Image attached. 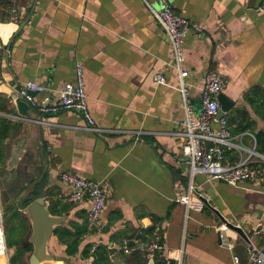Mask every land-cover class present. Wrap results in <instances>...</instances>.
Segmentation results:
<instances>
[{"label": "crops", "instance_id": "0c3cea01", "mask_svg": "<svg viewBox=\"0 0 264 264\" xmlns=\"http://www.w3.org/2000/svg\"><path fill=\"white\" fill-rule=\"evenodd\" d=\"M167 1L176 15L202 28L188 34L184 48L194 108L205 75L218 73L226 82L222 94L233 103L224 117L251 122V130L232 134L234 142L251 149L254 135L264 132V120L245 97L255 88L264 91L262 0ZM161 7L160 0H0L1 167L12 172L13 182L22 178L25 199L40 190L50 215L62 218L48 241L55 257L49 264H101V258L105 264H247L250 246L264 251V163L260 182L235 190L206 175L192 180V198L206 199L242 228L249 243L223 228L208 208L197 212L175 202L186 194L191 171L177 136L183 110L170 44L150 10ZM76 62L83 66L88 110L103 133L86 131L77 113L42 114L23 100L27 109L16 104L15 89L28 81L46 88L34 95L37 105L44 98L55 103L63 84L75 82ZM156 75L166 85L155 83ZM236 110L247 112L244 122ZM245 155L226 151L225 163ZM63 172L104 187L97 228L86 225L88 200L65 202ZM200 216L216 224L213 231ZM59 229L68 235L61 237ZM131 240L161 249L132 246L125 253Z\"/></svg>", "mask_w": 264, "mask_h": 264}, {"label": "built area", "instance_id": "2783aa9c", "mask_svg": "<svg viewBox=\"0 0 264 264\" xmlns=\"http://www.w3.org/2000/svg\"><path fill=\"white\" fill-rule=\"evenodd\" d=\"M162 7L156 11L150 8L155 20L165 32L172 53L171 66L177 72V91L180 96L183 118L180 122L181 131L177 136L183 139L181 155L191 171V178L185 195L175 198V202L181 203L187 210L202 211L206 206L200 197L193 199L195 187L192 180L197 175H206L209 180L222 181L229 186L236 187L240 183H258L262 180L259 171L264 157L255 150L245 149L241 144L234 142L228 121L225 117L217 118L220 110L218 96L226 86L225 80L216 72L210 71L205 75L203 86L200 90L199 109L194 108L190 97V86L186 83L188 71L185 64V39L189 33L199 34L201 26L190 23L185 18L174 13L172 5L167 0H160ZM259 11L264 10V0L261 1ZM16 11H13L15 15ZM2 44L0 41V51ZM74 83H65L58 90L57 100L49 104V98H44L37 105L34 101L35 94H42L46 88L34 82L28 81L18 87L15 96L27 104L38 107L42 114H56L59 112H74L85 121L84 129L95 134L103 133L87 106V94L85 91V80L83 66L76 62L74 66ZM155 83L166 85V78L162 75L154 76ZM217 123L214 129L213 124ZM40 123V122H37ZM232 151L238 154L246 153L244 157L233 165L225 163V152ZM61 182L69 188L65 202L74 204L83 200L89 201L86 214L87 228L92 230L98 227L101 213L106 206V194L104 187L97 182L85 180L75 174L63 172L60 176ZM225 228L224 226H222ZM139 247L147 251H158L161 249L157 243L142 245L138 240H131L124 244V252L128 253L131 247ZM249 261L247 264H264V251L250 246L248 248ZM0 259L6 260L7 243L5 239L2 220L0 219ZM235 263L238 262L234 258ZM8 262V260H7Z\"/></svg>", "mask_w": 264, "mask_h": 264}, {"label": "water", "instance_id": "95a60500", "mask_svg": "<svg viewBox=\"0 0 264 264\" xmlns=\"http://www.w3.org/2000/svg\"><path fill=\"white\" fill-rule=\"evenodd\" d=\"M17 90L18 87L15 89V92H17ZM218 102L220 110L217 112V118H222L224 117V114L231 110L233 103L222 93L218 96ZM16 104L17 106H24V108L27 109L26 104L19 99L16 101ZM11 173L12 172H9L10 175ZM200 199L204 202L206 208H208L215 215L220 225L224 226L228 230L236 232L246 243H249V240L242 228L225 219L218 210L213 208L208 203L206 199L203 197ZM23 214L27 216L31 229L28 243L32 246V252L29 256L28 264H47L54 262L55 257L48 251V241L52 236L54 228L62 222V218L53 217L49 214L43 198H37L28 204L25 208H23Z\"/></svg>", "mask_w": 264, "mask_h": 264}, {"label": "rangeland", "instance_id": "374dc122", "mask_svg": "<svg viewBox=\"0 0 264 264\" xmlns=\"http://www.w3.org/2000/svg\"><path fill=\"white\" fill-rule=\"evenodd\" d=\"M8 171L7 169L6 171L3 170L0 164V219L2 220V226L4 228L8 256V259L3 260L2 264H20L17 257H14V254L24 244V241L28 240L31 234L30 223L27 216L23 214L22 207V201L26 198L27 193L21 194L23 191L21 188L23 185L21 184L22 178L17 179V181L14 180L13 182V178ZM241 184L244 183L238 185ZM230 188L231 190H235L236 187L232 188L231 186ZM200 218L204 226L207 227L205 229H211L213 231L216 224L210 218L203 216H200ZM247 258H249L248 253Z\"/></svg>", "mask_w": 264, "mask_h": 264}, {"label": "trees", "instance_id": "16d2710c", "mask_svg": "<svg viewBox=\"0 0 264 264\" xmlns=\"http://www.w3.org/2000/svg\"><path fill=\"white\" fill-rule=\"evenodd\" d=\"M245 97H246V100L249 103V105H251L253 107L255 113L259 114L262 117V119L264 120V91L259 89V88H255L251 92H249ZM236 111H237L236 114L244 122V119L247 116V112L245 110H242V111L236 110ZM227 121H228L229 126H230V124L236 125L235 129L232 131V134H235V135L241 134L247 130H251L250 129L251 128V122H249V121H247V123L245 125H243L242 122L234 120V117L229 118ZM3 125H5V123H2V125L0 124V164H3L6 160V156L4 153V145H3V140L5 139V136L3 135ZM254 140H255V145H256V147H255L256 152H258L259 154L264 156V132H259V133L255 134ZM40 196H41L40 190L34 191V193H31L29 195V197L23 201L22 207L25 208L28 204H30L35 199L41 198ZM15 215H17V214H15ZM58 232H60L61 237L68 235V231L65 229L64 230L59 229ZM31 252H32V246H31V244L28 243V240H26V241H24V244L22 246H20L19 250H16L14 257H17V260L19 261V260H21V258L26 253L31 254ZM97 254H98V250H96L94 255L96 256ZM99 254H101V253H99ZM101 261H102L101 264H105L106 259L101 258ZM94 263L98 264V262L96 260H94ZM21 264H22V262H21Z\"/></svg>", "mask_w": 264, "mask_h": 264}, {"label": "bare ground", "instance_id": "6f19581e", "mask_svg": "<svg viewBox=\"0 0 264 264\" xmlns=\"http://www.w3.org/2000/svg\"><path fill=\"white\" fill-rule=\"evenodd\" d=\"M2 261V260H1ZM3 262V261H2ZM50 263H52V262H50ZM47 264H49V263H47Z\"/></svg>", "mask_w": 264, "mask_h": 264}]
</instances>
